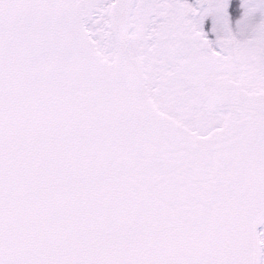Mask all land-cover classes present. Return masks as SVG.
<instances>
[{
    "label": "snow or ice",
    "instance_id": "snow-or-ice-1",
    "mask_svg": "<svg viewBox=\"0 0 264 264\" xmlns=\"http://www.w3.org/2000/svg\"><path fill=\"white\" fill-rule=\"evenodd\" d=\"M0 264H264V0H0Z\"/></svg>",
    "mask_w": 264,
    "mask_h": 264
}]
</instances>
